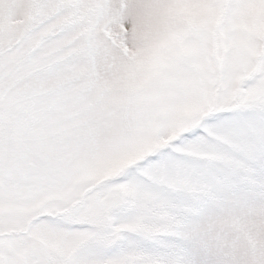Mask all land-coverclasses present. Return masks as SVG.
Listing matches in <instances>:
<instances>
[{
  "label": "snow or ice",
  "instance_id": "6c2138e0",
  "mask_svg": "<svg viewBox=\"0 0 264 264\" xmlns=\"http://www.w3.org/2000/svg\"><path fill=\"white\" fill-rule=\"evenodd\" d=\"M0 264H264V0H0Z\"/></svg>",
  "mask_w": 264,
  "mask_h": 264
}]
</instances>
